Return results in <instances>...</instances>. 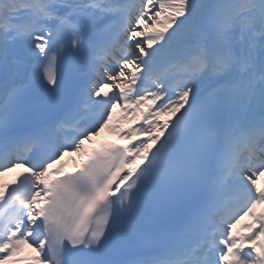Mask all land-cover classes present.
I'll use <instances>...</instances> for the list:
<instances>
[{"label": "snow or ice", "instance_id": "obj_1", "mask_svg": "<svg viewBox=\"0 0 264 264\" xmlns=\"http://www.w3.org/2000/svg\"><path fill=\"white\" fill-rule=\"evenodd\" d=\"M0 264H264V0H0Z\"/></svg>", "mask_w": 264, "mask_h": 264}, {"label": "bare ground", "instance_id": "obj_2", "mask_svg": "<svg viewBox=\"0 0 264 264\" xmlns=\"http://www.w3.org/2000/svg\"><path fill=\"white\" fill-rule=\"evenodd\" d=\"M111 133V132H110ZM113 134V133H112Z\"/></svg>", "mask_w": 264, "mask_h": 264}]
</instances>
